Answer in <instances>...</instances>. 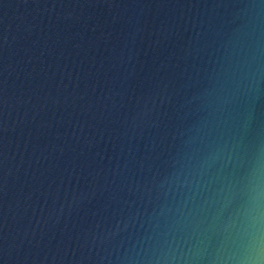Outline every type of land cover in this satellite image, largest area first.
<instances>
[{
  "label": "water",
  "instance_id": "obj_1",
  "mask_svg": "<svg viewBox=\"0 0 264 264\" xmlns=\"http://www.w3.org/2000/svg\"><path fill=\"white\" fill-rule=\"evenodd\" d=\"M0 264H264V0H0Z\"/></svg>",
  "mask_w": 264,
  "mask_h": 264
}]
</instances>
